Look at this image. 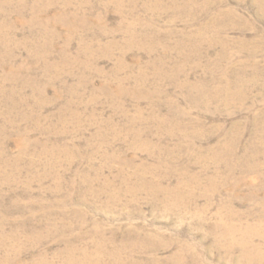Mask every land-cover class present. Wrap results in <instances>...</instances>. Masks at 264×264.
Returning <instances> with one entry per match:
<instances>
[{"label": "rangeland", "instance_id": "374dc122", "mask_svg": "<svg viewBox=\"0 0 264 264\" xmlns=\"http://www.w3.org/2000/svg\"><path fill=\"white\" fill-rule=\"evenodd\" d=\"M0 264H264V0H0Z\"/></svg>", "mask_w": 264, "mask_h": 264}, {"label": "bare ground", "instance_id": "6f19581e", "mask_svg": "<svg viewBox=\"0 0 264 264\" xmlns=\"http://www.w3.org/2000/svg\"><path fill=\"white\" fill-rule=\"evenodd\" d=\"M102 239V238H101ZM71 243V242H70ZM68 244V248L66 250V254L70 257H73L75 255H79L80 257H86V258H90V257H103L102 255H106L108 254L109 256L111 255V253H106L104 251V249L101 248L102 245H100L99 247H96L95 250L89 251L87 249H80L72 244ZM105 243V242H104ZM93 245V243H92ZM253 250V249H252ZM246 251V250H245ZM257 251V250H256ZM248 253V252H247ZM262 253V252H261ZM259 254V253H258ZM113 256V255H112ZM262 256V255H261Z\"/></svg>", "mask_w": 264, "mask_h": 264}]
</instances>
